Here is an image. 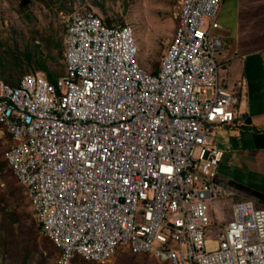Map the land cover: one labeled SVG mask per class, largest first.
<instances>
[{
  "label": "built area",
  "instance_id": "1",
  "mask_svg": "<svg viewBox=\"0 0 264 264\" xmlns=\"http://www.w3.org/2000/svg\"><path fill=\"white\" fill-rule=\"evenodd\" d=\"M158 73L133 25L78 6L64 16L66 74L0 78L5 159L26 189L56 264L106 263L120 248L163 264H264V206L233 205L214 226L224 155L214 128L236 119L242 85L221 79L223 0H178Z\"/></svg>",
  "mask_w": 264,
  "mask_h": 264
},
{
  "label": "rangeland",
  "instance_id": "2",
  "mask_svg": "<svg viewBox=\"0 0 264 264\" xmlns=\"http://www.w3.org/2000/svg\"><path fill=\"white\" fill-rule=\"evenodd\" d=\"M84 6L113 24L130 22L135 31L139 47V62L143 68L152 72L160 65L164 51L173 37L177 25L178 0H0V43L21 49L25 43L34 42L47 45V35L58 34L64 40V16L73 8ZM31 18H27L22 10ZM34 29L37 30L36 34ZM33 35H36L35 38ZM3 48H0V51ZM45 49V54H48ZM57 49L51 55L57 57ZM64 61V60H62ZM59 61V63H63ZM55 67L54 64L51 65ZM59 69V67H55ZM220 77L224 79V70ZM65 71V66H64ZM5 74L6 71L4 70ZM30 73V72H28ZM40 73V72H37ZM22 74L20 76H23ZM1 145L6 150L12 144L3 127H0ZM1 151V150H0ZM4 158V156H3ZM12 182V184H10ZM16 188L15 194L10 191ZM217 201L220 211L213 217L214 226L226 223L232 216L234 203L221 199ZM222 200V201H221ZM245 201V200H244ZM256 206L264 203L254 202ZM215 213V212H214ZM35 227V228H34ZM50 240L39 229V223L32 213L26 189L11 174L0 177V264H56L58 256ZM36 248V249H35ZM32 258H27L31 253ZM83 264H98L84 261ZM104 264H163L150 253H131L120 248L110 261Z\"/></svg>",
  "mask_w": 264,
  "mask_h": 264
},
{
  "label": "crops",
  "instance_id": "3",
  "mask_svg": "<svg viewBox=\"0 0 264 264\" xmlns=\"http://www.w3.org/2000/svg\"><path fill=\"white\" fill-rule=\"evenodd\" d=\"M218 20V60L227 85H242L236 118L247 124L235 119L214 128L215 143L224 151L217 172L225 191L221 199L264 203L252 192L264 193V0H223ZM217 201L211 205L215 217Z\"/></svg>",
  "mask_w": 264,
  "mask_h": 264
},
{
  "label": "trees",
  "instance_id": "4",
  "mask_svg": "<svg viewBox=\"0 0 264 264\" xmlns=\"http://www.w3.org/2000/svg\"><path fill=\"white\" fill-rule=\"evenodd\" d=\"M21 12H23L27 18L29 19L31 18V15L27 14L24 9ZM104 22L108 25H114L110 21H104ZM34 32L36 34L37 30L34 29ZM57 35L58 34H51L49 36L47 35V39H46L47 45L45 47H43L42 44L36 42H34L32 45L25 43L23 49H21L18 43H15L14 46L12 45L9 46L6 43H0V48H3L0 51V78H2L6 83L12 86H17L19 84L20 79L22 78V76L20 75L28 74V72L30 73L43 72L45 73L47 79L50 82L56 83L60 77L66 74L65 42L61 36H57ZM35 36L36 35H33L34 38ZM45 49L49 51L48 54L44 53ZM53 49H57L56 52L57 57L51 55ZM59 61H62L63 63H59ZM53 64L55 67H59V69L52 67L51 65ZM64 66H65V71H64ZM159 68L160 65L158 64L155 65L153 73H158ZM4 70L6 71V74ZM236 119L241 121L240 122L241 125L247 126V124L244 122L242 118L238 117ZM0 127L3 126L0 124ZM8 136L10 137L9 134ZM0 150H1L0 177L7 178L11 176V174H13V171L9 166L7 160L5 159V155H4L5 149L1 145V138H0ZM10 184H12V182ZM252 192L253 194L257 195L260 199H262V201L264 202V193L258 191H252ZM12 193L13 194L16 193L15 187H13V189L10 191L9 195ZM46 237L50 240L52 244L49 245V248H54L55 252H57V256H59L61 252L60 249L53 243V241L48 236ZM27 254L28 256H26V258L24 259L25 263H27V258H30L33 253L31 251V253H27ZM74 259L77 262V264H83L84 261H89L78 254L74 257ZM31 260H33L32 257ZM93 263H98V262H93ZM98 264H104V263H98Z\"/></svg>",
  "mask_w": 264,
  "mask_h": 264
},
{
  "label": "water",
  "instance_id": "5",
  "mask_svg": "<svg viewBox=\"0 0 264 264\" xmlns=\"http://www.w3.org/2000/svg\"><path fill=\"white\" fill-rule=\"evenodd\" d=\"M242 116H243L244 118L246 117V115H245V114H243ZM247 122H249V119H247Z\"/></svg>",
  "mask_w": 264,
  "mask_h": 264
}]
</instances>
